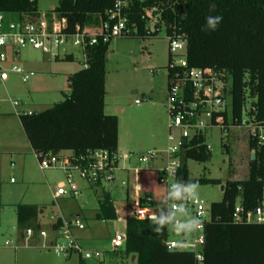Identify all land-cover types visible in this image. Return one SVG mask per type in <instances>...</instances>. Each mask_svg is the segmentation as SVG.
<instances>
[{
	"label": "trees",
	"instance_id": "16d2710c",
	"mask_svg": "<svg viewBox=\"0 0 264 264\" xmlns=\"http://www.w3.org/2000/svg\"><path fill=\"white\" fill-rule=\"evenodd\" d=\"M37 1L0 0V13L17 14L33 22L40 15ZM117 1L58 0L56 11L67 21L65 32L73 34L77 26L105 20ZM148 9L159 14L158 22L151 26L153 29L145 16ZM124 12L131 29L125 37H157L162 26L167 36H180L186 42L190 68H211L230 75L234 120L241 122L249 115L264 126V0H128ZM217 17L222 18L215 26L210 25L208 19ZM111 42L100 40L87 49L88 64L69 75L70 93L62 102L39 113L19 114L36 157L67 150L78 153L89 148L118 151L119 119L104 112ZM169 77L168 70V84ZM248 142L251 152L248 177L227 180L222 200L211 204L212 218L203 230L202 264H264V223H237L233 218L237 205L250 211L264 203V147L252 137ZM190 144L181 157L177 183L185 187L222 184L220 179L205 175L190 177L188 160L205 163L211 159L203 134L194 136ZM224 147L228 150L226 144ZM43 211L44 208L35 205L15 206L21 235L27 228H39L38 219ZM116 218L113 203L106 196L100 204L98 219ZM126 222L127 253L136 256L139 264H196L192 252L166 249L168 213L158 219H138L126 213Z\"/></svg>",
	"mask_w": 264,
	"mask_h": 264
},
{
	"label": "rangeland",
	"instance_id": "374dc122",
	"mask_svg": "<svg viewBox=\"0 0 264 264\" xmlns=\"http://www.w3.org/2000/svg\"><path fill=\"white\" fill-rule=\"evenodd\" d=\"M58 6V0H38L37 8L41 16L50 17ZM6 18L17 22L19 15L7 14ZM152 24L150 25V27ZM153 29V27H151ZM65 50L73 52V61L64 60ZM58 60L50 58L48 54L35 50L31 46L20 49V58L12 60L10 56L3 63L0 72V264H16L17 253L8 243L16 240L19 235L17 217L14 205L17 203L35 205L44 208L45 213L41 224L45 228L50 222L51 212L61 214H75L83 212L86 219V231H77L80 238H88L89 242L100 250L101 257H94L87 264H139L134 255L127 253L126 245L115 250L111 240L117 238L124 231L123 220H100L96 218L99 209L98 198L107 196L112 203H130L134 197L132 188L133 173L118 171L117 184H104L97 193L87 183L80 181L84 196L72 199L54 200L47 189V183L56 184L64 179V174L58 170L41 171L39 161L32 154L31 147L25 137L18 113H39L62 102L70 93L67 76L64 73H74L84 67L85 59L82 51L71 43L62 46ZM169 39L164 26L157 37L136 38L119 37L112 40L106 63L105 109L108 115H116L122 135L123 145H134L144 148L146 153L153 149V145L160 142V133L164 134L161 150L166 149L168 136L169 112L167 107L168 95V64ZM31 66L35 76L24 82L19 74L10 71L12 66ZM27 70V69H26ZM2 74L7 79H2ZM36 82V83H35ZM231 81H229V85ZM20 101V106L13 103ZM136 101L142 102L140 105ZM231 99L226 97V104L230 108ZM6 117V118H4ZM207 145L211 148V159L205 163L194 160L186 162L189 175L196 179L201 175L220 179V185L192 184L184 190L193 192L194 196L204 200L207 206L222 200L221 187L227 180H244L249 174L250 149L248 146L247 130L236 128L229 132L220 127H212L206 131ZM156 138H160L157 139ZM227 145L228 150L224 147ZM159 149V148H158ZM127 154L126 150H118ZM143 152V153H144ZM165 162L151 160L138 164L133 159L132 167L143 169L140 178L142 192L153 200L152 208L159 218L166 217L164 203L165 185L159 181V169ZM123 164H120V169ZM122 170V169H121ZM123 181V182H122ZM89 186V187H88ZM87 190V189H86ZM62 203V204H61ZM121 204V205H120ZM182 219L191 222L190 216H169V240H182L181 233L187 236L193 233L192 228H176L173 221ZM88 243V242H87ZM89 244V243H88ZM56 264H80L78 257L65 259L54 254L49 255ZM98 260V261H97ZM17 264H24L17 263Z\"/></svg>",
	"mask_w": 264,
	"mask_h": 264
},
{
	"label": "built area",
	"instance_id": "2783aa9c",
	"mask_svg": "<svg viewBox=\"0 0 264 264\" xmlns=\"http://www.w3.org/2000/svg\"><path fill=\"white\" fill-rule=\"evenodd\" d=\"M127 6L128 0H118L114 8L106 13L105 20L99 22L94 20L83 26H77L73 34L65 32L67 21L56 10L50 17L40 14L38 20L33 22L20 17L17 22L7 21L6 14L0 13V72L3 70L2 64L6 63L10 56H17L19 50L25 46H31L56 60L60 56L58 50L68 43L82 51L86 67L89 47L100 40L107 43L115 38L125 37L131 32L124 12ZM145 16L152 25L159 20V14L155 13V9L146 10ZM168 39L171 58L168 68L170 71L167 95L169 120L165 150H150L134 155L89 148L78 153L72 150L50 152L37 159L41 171L58 170L64 174L62 181L51 186L52 197L57 200L67 195L73 198L80 197L83 191L80 181L94 187L114 183L120 164H123V169L133 173L134 192L138 194L141 191L139 174L142 170L125 165H130L132 158H135L138 164H144L160 156L166 157V164L159 169V181L165 185L166 190L164 200L166 212L190 216L191 222L176 218L173 225L176 228H192L193 233L187 236L186 232H182V240L175 242L168 239L164 245L169 251L192 252L195 263L202 264L203 230L205 224L212 218L211 205L207 206L204 200L195 197L193 192L185 191L186 187L177 183L181 157L191 147L190 142L194 136L203 134L207 143L206 131L215 126L225 132L236 128L246 129L248 140L252 137L257 140L259 146L264 147V126L249 115H246L241 122L234 120L231 103L230 108L226 104V97H231L230 75L211 68H190L185 40L175 34L169 35ZM10 71L19 74L24 82L35 76L33 71H28L23 66L13 65ZM141 103L136 101L137 105ZM14 105H20V101H15ZM28 114L32 113L28 112ZM207 150L211 151L208 145ZM151 203L153 200L148 195H134L133 200L126 205V211L138 219H158L150 206ZM48 218L50 228H44L39 223V228L25 230L26 246H30L34 238H38L41 241L39 247L57 257L69 259L78 256L83 260L101 257L99 252L92 253L86 250L76 236V230L85 229L81 220L66 219L62 214L54 212H51ZM233 218L237 223H264V203L250 211H244L242 206L237 205ZM125 241L126 236L120 235L112 240V246L120 249L125 245ZM11 245L16 249L19 248L14 242H11Z\"/></svg>",
	"mask_w": 264,
	"mask_h": 264
},
{
	"label": "crops",
	"instance_id": "0c3cea01",
	"mask_svg": "<svg viewBox=\"0 0 264 264\" xmlns=\"http://www.w3.org/2000/svg\"><path fill=\"white\" fill-rule=\"evenodd\" d=\"M6 20L7 21H12V20H8V18H6ZM68 56H70L71 57V60H66V61H73V59H74V55H73V52H69L68 50H65V54H64V60H65V58L66 57H68ZM20 58V50H19V52H18V55L17 56H14L13 58H12V60L11 61H13L14 59H19ZM26 69L28 70V71H34V70H32L31 69V66H26ZM80 70V69H79ZM78 70V71H79ZM77 72V71H76ZM75 73V72H74ZM66 76H67V82H68V77H69V75H71V74H73V73H64ZM2 79L3 80H5V79H7V75L6 74H2ZM36 83V82H35ZM14 104V103H13ZM20 105H21V103H20ZM20 105H18V106H20ZM17 107V106H16ZM51 107V106H50ZM49 108V107H48ZM21 113H26V112H20V113H18V121H20V116H19V114H21ZM0 117H1V115H0ZM4 118H6V117H4ZM20 124H21V121H20ZM22 125V124H21ZM119 127H120V125H119ZM22 129H23V127H22ZM24 131V130H23ZM24 134H25V132H24ZM164 134L165 133H160V137H161V139L160 138H156V140L157 139H160L161 141H162V143H163V140H164ZM25 137H26V139H27V141H28V143H29V140H28V138H27V136H26V134H25ZM161 141L160 142H158V143H156V144H154L153 145V149L152 150H160V151H162L161 149H160V147L159 146H162L161 144ZM166 143H167V139H166ZM122 135H121V130H120V128H119V138H118V150H126V151H128V153L127 154H134V155H138V154H143V152H144V148H141V147H136V146H134V145H129V146H126V145H123V147H122ZM29 145H30V147H31V151H32V154L34 155V156H36L35 155V152L33 151V148H32V146H31V144L29 143ZM159 148V149H158ZM148 151H150V150H148ZM147 151V152H148ZM119 152V151H118ZM145 153V152H144ZM133 159H135V158H132L131 160H130V165L128 164V165H125V166H127V167H132V165H131V162H132V160ZM136 160V159H135ZM160 162V161H162V162H165L166 161V157H164V156H160L158 159H155V162ZM124 167H122L119 171H125V172H128V170H125V169H123ZM142 171L140 172V174H139V183H140V178H141V175H142V173H143V169H141ZM118 172V171H117ZM116 172V173H117ZM123 182V181H122ZM133 183H134V179H133ZM133 183H132V188H133V190H134V185H133ZM113 184H117V179L115 178V182L113 183ZM54 184H51V183H47V189L49 190V192H51L52 193V191H51V186H53ZM82 187V186H81ZM89 187V186H88ZM100 187H103V186H100ZM140 187H141V191H140V193H138V194H140V196H143V192H142V184L140 183ZM90 188H92L96 193H97V191H98V188L99 187H94V186H90L89 187V189ZM87 189V190H86ZM84 191H88V188H83V191H82V195L81 196H84V193H86V192H84ZM137 193H135L134 192V195L136 196V195H138ZM147 195V194H146ZM66 197V198H65ZM70 196L69 195H67V196H63V197H61V199H63V198H65V199H72V198H69ZM106 198V196H102V197H99L98 198V201H99V209H98V211H97V213H96V218L98 219V214H99V212H100V204H101V202H102V200L103 199H105ZM58 199H60V198H58ZM57 199V200H58ZM60 199V200H61ZM61 201H65V200H61ZM17 204H19V203H17ZM17 204H15L14 205V211H15V206L17 205ZM62 204V203H61ZM128 203H126V204H120L121 205V207H119V205H118V203H113V208H114V210H115V213H116V216H117V219H119V220H123L124 221V223H125V227H124V231H123V233H121L120 235H125L126 236V213H128L127 211H126V205H127ZM0 210H1V208H0ZM154 210V209H153ZM80 211H83V212H76L75 214H68V215H66V214H63L62 212H61V214L66 218V219H72V218H78L79 220H81L82 222H83V224L85 225V229H83V230H76L75 231V234H76V236L78 237V239H79V241H80V243H81V245L86 249V250H88V251H90V252H92V253H95V252H101L100 250H98L94 245H93V243H91V242H89L88 240V238H84V237H82V238H80L79 236H78V234H77V231H86L87 230V228H88V225H87V222H86V219H83L82 217V214L84 213V210H80ZM60 211H58V213H59ZM122 213V214H120V213ZM154 212H155V210H154ZM44 213H45V209H44V211H43V213L40 215V217H39V219H38V221H39V223L41 224V218L44 216ZM57 214V213H56ZM172 215H176V214H169L168 213V216H172ZM158 216V215H157ZM159 218V217H158ZM101 220V219H100ZM42 225V224H41ZM48 228H50V222L48 223V227H47V229ZM19 233V235H18V237L16 238V240H10V241H8V243L11 245V242H14L15 243V245L16 246H19V248L18 249H16L15 248V246H13V249L14 250H16V251H20V250H24V252L21 254V253H17V255H16V264L17 263H22V261L24 262V264H56V262L54 263V262H52L51 260H50V257H49V255H51V254H53V253H51L50 251H46V250H43V249H41L40 247H39V245H40V243H41V241H40V239H38V238H34L33 240H32V242H31V244H30V246H26L25 245V235H24V233L21 235L20 234V232H18ZM116 238V237H115ZM115 238H113V239H115ZM112 239V240H113ZM112 240H111V243H112ZM89 244H88V243ZM115 249V248H114ZM115 250H117V249H115ZM73 257H75V256H73ZM76 257H78V256H76ZM69 259H72V257L71 258H69ZM78 259H79V263L80 264H87V262L89 261V260H93L94 259V257L92 258V259H89V260H83L82 258H80V257H78ZM98 261V260H97Z\"/></svg>",
	"mask_w": 264,
	"mask_h": 264
},
{
	"label": "clouds",
	"instance_id": "9594fccd",
	"mask_svg": "<svg viewBox=\"0 0 264 264\" xmlns=\"http://www.w3.org/2000/svg\"><path fill=\"white\" fill-rule=\"evenodd\" d=\"M221 18H222V17H217V18H215V19H213V18H209V19H208V22H209L210 25L215 26L216 22H217L219 19H221Z\"/></svg>",
	"mask_w": 264,
	"mask_h": 264
},
{
	"label": "water",
	"instance_id": "95a60500",
	"mask_svg": "<svg viewBox=\"0 0 264 264\" xmlns=\"http://www.w3.org/2000/svg\"><path fill=\"white\" fill-rule=\"evenodd\" d=\"M58 8H56L55 10H57ZM255 157V155L254 154H252V159ZM221 190L223 191L224 190V185L221 187ZM136 258V256H133V259H135Z\"/></svg>",
	"mask_w": 264,
	"mask_h": 264
}]
</instances>
